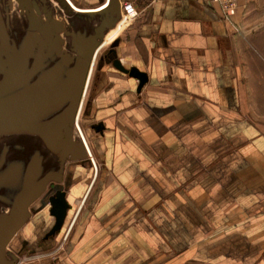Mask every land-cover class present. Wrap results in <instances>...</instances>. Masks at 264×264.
<instances>
[{"label": "crops", "instance_id": "1", "mask_svg": "<svg viewBox=\"0 0 264 264\" xmlns=\"http://www.w3.org/2000/svg\"><path fill=\"white\" fill-rule=\"evenodd\" d=\"M88 1L101 5L84 10L106 3ZM260 1L241 0L224 20L194 0H143L134 20L110 28L82 109L86 125H100L88 131L95 168L87 155L40 147L35 178L44 179L24 183L44 189L56 175L67 226L43 243L53 218L46 202L31 211L34 197L12 239L56 250L39 264H264V18L252 14ZM110 46L113 60L146 74L139 91L109 57L97 66ZM10 183L0 195L11 202L22 184Z\"/></svg>", "mask_w": 264, "mask_h": 264}, {"label": "flooded vegetation", "instance_id": "2", "mask_svg": "<svg viewBox=\"0 0 264 264\" xmlns=\"http://www.w3.org/2000/svg\"><path fill=\"white\" fill-rule=\"evenodd\" d=\"M54 1L56 2V0ZM30 2L35 15L39 17L41 30H44L45 25L48 26L50 36L45 46L43 45V33L37 34L35 32L34 21L31 19L27 8H24V12L21 13L14 0H0V23L1 21H14L10 17L12 12L16 10L19 17L18 23L26 33V36L29 37L24 42V50L15 51L11 56H8L6 52L7 42L0 39V60H3L2 64L4 66L2 68L4 76L2 84H0V116L3 118V124L0 126L2 131L0 133L20 140V143L15 145V149L18 151L21 150L22 144L25 145L24 143L26 142L32 143V140H34L39 147H36L37 149L43 146L46 150L55 154L56 158H61V148L56 145L55 148L51 149L42 139L39 128L42 124L47 123L56 125L57 128L54 131L59 138H57L59 143L61 140H66L69 135H72L75 140V125H77L88 148L85 136L86 131H94V128H100V125L97 123L86 125L87 110L82 111L89 80V75H87L88 62L84 61L82 56L88 53L94 45L98 47L101 32L96 34L94 32L93 34L96 37L93 40H90V36L86 35L75 36L76 33L71 21H68L69 27L64 30V33L61 32L60 34L65 42L61 46L60 54L56 55L55 50L52 49L51 41L57 29L55 24L57 20L53 18V8L48 0H30ZM60 30L62 31L63 28L61 27ZM71 32L75 33V38L66 34ZM36 36L38 37L34 44ZM115 54V46L105 49L99 58L97 66L106 57L113 61ZM16 59H19V61L17 60L16 62ZM15 63H17V66ZM22 65H24L23 70L17 80H13L11 78L12 72L16 67L17 69L21 68ZM80 119L83 129L79 126ZM39 163V158L32 156L29 158L28 163L23 166V170H16L14 174L12 173L14 182L21 183L22 189L16 192L14 200L11 202L8 200L7 195H0V222L3 218L10 216L15 198L23 189H27L24 181H35L36 184L38 181L41 183L44 179H41V177L35 178ZM45 178H52L54 181H49L47 186L41 190L37 189V187L33 188L31 184L29 186L33 190L31 188L27 189L32 196L35 195L37 197L36 203L30 206L31 211H34L43 202L48 203L49 198L54 196L58 190L66 194L61 188V184L56 181L59 179L56 175H47ZM1 190L5 192V187ZM24 224L25 221L19 225L18 230ZM53 224L54 218L42 236L43 243L53 240L56 235L45 238ZM41 246V242L35 245H28L22 242L19 237L17 239L10 238L4 243L0 255V264H21L27 256L41 255ZM25 253H28V255Z\"/></svg>", "mask_w": 264, "mask_h": 264}, {"label": "water", "instance_id": "3", "mask_svg": "<svg viewBox=\"0 0 264 264\" xmlns=\"http://www.w3.org/2000/svg\"><path fill=\"white\" fill-rule=\"evenodd\" d=\"M18 6V9L21 13L24 12V8H27L28 12L30 13V17L31 19H33V27L34 30L37 34L43 33V45H46V42L50 36V32L48 29V26L45 25L44 30H41V23L39 20V17L35 15L33 9H32V4L30 2V0H14ZM56 2L58 3V5H60V7L62 8V10L65 12L66 10V5L67 7L71 8V6L68 4V2L66 0H56ZM72 9V8H71ZM73 10V9H72ZM102 13H109L110 15H112V17L115 18H120V4L118 0H109L108 1V6L105 10L102 11ZM93 14L95 13H88L86 16L92 18ZM85 16V15H84ZM93 20V19H91ZM106 22H104V20L102 22H100V25L98 27H96L95 29V33L97 32H101V28L102 26L105 25ZM57 29L55 30L53 37L51 39L52 41V49L55 50L56 55H59L61 52V46L64 44L65 40L62 38V36L60 35L61 32H64V27L62 24H60L58 21L55 22ZM61 27L63 28V30L61 31ZM114 25H112L111 27H109L107 29V31L103 34L101 33V35L99 36V42L101 43L106 35V33L108 32V30L110 28H113ZM100 29V30H99ZM69 34L68 36L74 37V33H66ZM94 34H89L88 36H90V40H93L96 35L94 36ZM77 36V35H75ZM37 37L34 39V44L37 41ZM75 38V37H74ZM85 40V39H84ZM33 44V45H34ZM100 45V44H99ZM98 45V46H99ZM97 46L94 45L89 51L88 53H86L85 55L82 56V58L84 59V61L88 62V69H87V75H89V68H90V64L93 61V57H94V53L96 51ZM19 61V59H16ZM15 65L17 66V63H15ZM112 66L114 69L120 71L121 73L127 74L129 77L134 78L136 80H138V89L137 91H139L142 86L146 83L147 81V76L145 73L140 72L137 68H129V69H125L120 62L115 59L112 62ZM24 65L21 66V68L14 69V71L11 74V78L13 80H17L18 76L20 75L21 71L23 70ZM76 76V74H75ZM3 124V118L2 116H0V126ZM98 127V126H97ZM56 125H51V124H42L41 127L39 128V133L42 136V139L44 140V142L51 148H55L56 145H58L61 148V156L62 157H69L71 160H81L84 159L86 157V150L84 148V146L82 145L80 140L77 139H73L72 135H69L67 137L66 140H61V142L58 143V136L55 133V129H56ZM100 128H94V132H99ZM0 131H2L1 127H0ZM58 138V139H57ZM79 139V138H78ZM27 189H29V187H27ZM27 189H23L22 192H20L17 197L15 198L14 204L11 208V214L9 217L7 218H3V220H1L0 222V255L2 252V249L4 247V243L12 238V236L18 231V227L19 225H21L26 217V207L29 204V202L32 200V198L35 197V195H31V192ZM33 190V188H31ZM41 190V189H40ZM50 209H49V215L52 216L54 218V224L51 228V230L48 232V234L45 236V238L47 239L48 236H52L54 234H58L65 223L67 214H68V210H70V205L67 202L66 199V194L60 190H58L54 196L50 197L48 200Z\"/></svg>", "mask_w": 264, "mask_h": 264}, {"label": "rangeland", "instance_id": "4", "mask_svg": "<svg viewBox=\"0 0 264 264\" xmlns=\"http://www.w3.org/2000/svg\"><path fill=\"white\" fill-rule=\"evenodd\" d=\"M48 1L50 2L53 8V14H55L57 21L63 25L64 30L69 27L68 21H73L77 19L78 29H80L85 35L86 34L89 35L95 32V29L92 28L91 19H95L97 21L106 20L105 25L102 26L101 30L99 29L101 33L104 34L110 26L114 25L115 28L116 25L120 21H122L121 18H115L112 17V15H110L109 13L104 14L102 12L95 13L93 14V17L90 18L86 16L87 14H84L85 15L84 16L83 14L75 12L71 8L67 7V5H66V10L64 12L60 7V5H58L54 0H48ZM71 1L76 7L81 9L83 8L93 9L101 5L100 3L98 4V2L94 3L93 1L89 2L88 0H71ZM132 1L136 5V4H141L143 0H132ZM259 4H260L259 11L254 10L252 14L256 13L257 15H259L258 18L260 17L264 18V0H261ZM57 14H59L60 16ZM10 18L14 21L11 22L1 21L0 23V39L7 42L6 52L8 56H11L12 53H14L15 51H21V50L23 51L25 47L24 42L29 39V37L26 36V33L23 31L22 27H20V24L18 23L19 17L16 10L12 12ZM256 26H258V24H256ZM2 62L3 60H0V72H1L0 84H2V80L4 76L3 74L4 72H2V68H4ZM79 126L81 129H83V124L81 119L79 120ZM88 134H90L91 139L89 137L87 138ZM85 136L87 138L88 144L90 146H93L95 142L93 140V137H91L92 133H89L87 130ZM18 143H20V140H18L17 138H12L7 135L4 136L3 134L0 133V189L3 187V185L4 187H6L7 184L10 186L13 185L12 183H10L15 181L14 179H12L13 178L12 173L14 174L16 170H23L24 168L23 166L28 163L30 157L32 156L37 158L40 157L39 156L40 154H38L40 150H38L33 143L21 142L24 143L25 145L22 144L21 150H19L20 152L15 149V145ZM9 171H11V173ZM65 223L67 224V222ZM66 224H64L62 228L63 230L66 229L67 226ZM59 241H61V239ZM55 252L56 250H54L53 252H48V254H44V255L41 254L39 256H27V258L23 259L21 264H39L42 261L51 259L55 255Z\"/></svg>", "mask_w": 264, "mask_h": 264}, {"label": "built area", "instance_id": "5", "mask_svg": "<svg viewBox=\"0 0 264 264\" xmlns=\"http://www.w3.org/2000/svg\"><path fill=\"white\" fill-rule=\"evenodd\" d=\"M105 1H106L107 5H108V1L109 0H105ZM118 1H119V4H120V18L122 20L129 22L131 20H134L138 16V11H137L136 6H135V4L133 3L132 0H118ZM155 1H157V0H151V2H155ZM194 1L199 2V3H201V4H203V5L207 6V7L217 8V10L219 11L221 17L224 20H230V19H232V17L235 16L236 11H237V9L239 7V2L241 0H194ZM102 42L100 43V45L98 46V48L96 49V51L94 53L93 61L90 64L89 73L92 70V67H93V64H94V59H95V56H96L97 52L100 49L103 48L102 47ZM75 128H76V131H77L76 133H77L82 145L84 146V148L86 150V154L89 157L93 168H95V164L93 162V159H92V157L90 155V152H89L88 148L86 147V144H85V142H84V140H83V138L81 136V133H80V131L78 129V126L75 125Z\"/></svg>", "mask_w": 264, "mask_h": 264}, {"label": "bare ground", "instance_id": "6", "mask_svg": "<svg viewBox=\"0 0 264 264\" xmlns=\"http://www.w3.org/2000/svg\"><path fill=\"white\" fill-rule=\"evenodd\" d=\"M69 2V1H68ZM71 7L74 9L75 12L77 13H90V12H100V11H103L105 10V8L108 6L107 3H105L104 5H102L101 7L99 8H96L94 10H84V9H80V8H77L76 6H74L71 2H69ZM122 22H124V20H122ZM115 33V32H114ZM113 34H110L108 36V38L106 40H104V42L102 43V45H105L109 40L110 38H112V36L114 35Z\"/></svg>", "mask_w": 264, "mask_h": 264}]
</instances>
